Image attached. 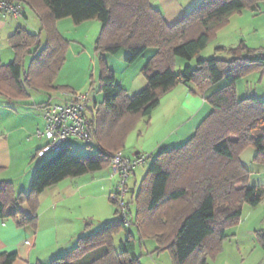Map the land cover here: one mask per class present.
Here are the masks:
<instances>
[{"label":"trees","instance_id":"obj_1","mask_svg":"<svg viewBox=\"0 0 264 264\" xmlns=\"http://www.w3.org/2000/svg\"><path fill=\"white\" fill-rule=\"evenodd\" d=\"M8 1L25 4L41 29L32 34L20 27L8 38L15 58L0 66V97L23 100L29 90L56 95L71 92L55 84L68 51V42L57 29L58 22L65 19L75 25L92 21L101 24L95 42L101 56L127 51L125 62L133 65L149 50H155V54L143 69L147 87L133 97L101 57L99 89L104 98L94 103L87 116L97 148H90V155L78 156L67 145L50 155L36 169L29 194L17 192L13 183L0 180V221L15 219L19 227L30 225L35 229L41 195L66 180L107 169L140 122H150L166 95L189 84L205 93L225 81L224 88L207 98L213 110L194 136L181 147L157 155L136 195L133 223L140 242L155 239L157 251H170L173 264H186L193 256L197 264H208V257L222 253L229 238L227 232L240 224L244 207L256 208L264 201V188L249 186L252 173L240 160L243 152L253 147L257 151L254 163L264 166V100H241L237 95L241 79L264 74V56L244 44L232 50H216L226 53L230 57L227 60L202 59L201 55L233 16L256 12L264 0H202L174 26L165 22L150 0ZM28 57L31 60L26 66ZM178 59L196 61V68L187 66L177 73ZM24 205L30 208L32 217L22 213ZM127 208L130 212L129 204ZM115 216V221L80 238L70 253L51 264H140L136 255L139 242L127 230L117 209ZM122 232L129 237L121 242L118 253L114 238ZM255 235L264 251V229ZM17 260L16 253L0 254V264H15Z\"/></svg>","mask_w":264,"mask_h":264},{"label":"crops","instance_id":"obj_2","mask_svg":"<svg viewBox=\"0 0 264 264\" xmlns=\"http://www.w3.org/2000/svg\"><path fill=\"white\" fill-rule=\"evenodd\" d=\"M200 2L201 0H150L151 5L162 13L165 22L169 26L179 23ZM263 9L264 3L260 4L259 10L256 12L243 11L241 14L233 16L229 25L218 33L216 41L202 53L201 58L208 59L210 58L208 57L209 54H211L212 58L217 57L227 60L230 57L226 53L217 52L216 50L219 48L232 50L238 48L241 44L261 54L264 51ZM28 11L30 10L26 7L23 18L25 24L21 25L16 24L15 21L17 20L0 14V66L3 64L5 57H12V62L15 58L7 40L16 33L18 28L23 27L32 34H38L26 25L32 18L29 14H33L32 12L28 14ZM33 17L36 19L35 15ZM60 22H58L57 27H59ZM95 23L97 22H88V25H96ZM153 52L149 57L146 56V53L133 65L127 64L135 67L143 59L137 71L118 76L112 69L117 82L127 91L129 97L139 94L147 87L143 69L154 56L155 50ZM11 53L13 56H11ZM181 63L183 62L177 60L176 67ZM193 63L194 61L189 62L188 65L183 64L186 65L185 67L190 66L193 68ZM128 66L126 70H128ZM225 86L226 82L222 81L205 93H200L193 85H180L162 99L160 106L151 116L150 122L146 123L144 120L145 122H141L129 136V141L139 139L142 144L136 146L130 153L125 149L122 152L126 157L133 158L142 154L158 155L161 152L181 147L194 136L200 124L211 114L213 109L207 102V98ZM67 94L75 95L76 93H63L62 97L54 95L62 99V102H66L68 101ZM237 95L241 100L257 98L263 101L264 74L256 73L241 79L237 83ZM30 98V94H28L27 99L23 100L6 98L10 101H8L10 104L6 107L10 108V113H17L20 105H27ZM95 102L93 94V103L89 109L93 107L92 105ZM45 104L52 103L51 101L35 103L34 107L37 109L41 105L47 106ZM12 106H16V109ZM25 110L27 109L24 107L20 111L21 114L27 115L28 112ZM87 116L90 117L89 111ZM22 119L24 118L22 117ZM28 121L23 120L21 125L15 124L16 128L10 131H8V126L5 124L0 126V169L2 170L0 180L13 183L17 192L24 193H26L27 188H30L33 176V173L31 175L29 173L32 169L30 161L35 159V155L27 151L24 143L19 141V134L30 128L27 125ZM38 130L42 129L38 128ZM38 130L36 129L33 133L37 140L36 133ZM38 150L35 152L37 153ZM256 154L257 151L253 147L246 149L240 157L243 166L249 170L256 166L257 164L254 163ZM142 168L144 167L138 169ZM257 169L261 173L264 172V166ZM251 173L249 186L264 187V177L257 178L254 177L253 172ZM132 177L135 179L136 184L138 180L136 171ZM116 179L118 180L113 173L112 165H110L107 169L98 173L69 179L47 189L39 199L40 209L37 214L38 220L35 229L30 225L19 227L15 219L0 221V254L16 253L18 260L15 264H51L58 258L70 253L77 246L80 238L95 234L105 223L117 219L115 216L116 206L111 200L109 201L108 197L117 189L118 181ZM20 210L28 217L33 216L27 205L22 206ZM256 210H259L255 214L257 217L254 216L253 212H250ZM245 213L248 220L244 231L245 238H249L252 242V238L256 237V232L264 229V208H262V204L256 208L245 206L241 219L243 223ZM16 218L20 219L19 215ZM241 236V231H238L236 237L239 239V247L247 244L244 241L245 239L241 240Z\"/></svg>","mask_w":264,"mask_h":264},{"label":"rangeland","instance_id":"obj_3","mask_svg":"<svg viewBox=\"0 0 264 264\" xmlns=\"http://www.w3.org/2000/svg\"><path fill=\"white\" fill-rule=\"evenodd\" d=\"M202 1V0H201ZM264 12V9H263ZM31 13V11H28V14ZM32 18L30 19L28 25V28L30 30H33L37 33H39L41 27L38 22L32 15L29 14ZM10 19H13L12 17ZM16 24L21 25L25 24L23 19L15 21ZM97 22V21H96ZM96 25H88V23H84L82 25H75L71 19H65L60 22V25L58 28L59 33L61 36L68 42V51L66 55V62L61 70L58 80L56 82V85L58 86H64L71 90V92H74L76 94H88L92 93L94 94V98L96 103H101L103 101V94L100 93V72H101V57H103L107 63V65L110 67V69H113L118 76L125 75L127 73H131L134 71H137L139 67L141 66L142 60L135 65V67L128 66L125 62V58L128 54L127 51H122L119 54L116 55H110L105 54L102 55L98 54L95 50V42L96 39L101 31V24L99 22L95 23ZM43 42L45 41V36H42ZM153 50L149 51L147 53V57L151 56V53ZM154 53V52H153ZM11 56L12 53H11ZM5 57V56H4ZM9 58H4L2 65H7L10 62H12V57L8 56ZM146 57V58H147ZM211 59L213 56L209 54ZM31 58L28 57L26 59V66H28ZM179 62L186 63L187 65L189 62L184 61L182 59H178ZM14 61V60H13ZM181 63L179 66L176 67V72L180 73L184 70V64ZM183 64V66H181ZM128 66V70H126ZM131 68V69H130ZM193 68H196V61L193 63ZM28 94H30L31 98L27 102V105H20L19 112L17 113H10V108H7L8 101L6 98L1 97L0 98V126H3L4 124L8 126V131L15 129V124L21 125L23 123V120H29L27 125H29L28 130H24L21 132L20 135V142L22 141L24 143V147L27 149V151L32 152L35 155V159L30 161L31 170L30 175H32V180L35 177L36 169L44 163L46 160L49 159L50 155H47L45 158H37L36 157V150L41 149L46 145V141L42 139H35L33 133L38 130V128L44 129L45 128V121L43 119L42 114L39 112L40 110L36 109L34 107L35 103H41L46 101H51V103H61L62 99L56 97L54 94L50 93H44V92H36V91H28ZM62 94H59L61 96ZM62 97V96H61ZM10 102V101H9ZM93 106V105H92ZM16 109V106H12ZM26 108L28 112L27 115L21 114V110L23 108ZM12 109V108H11ZM22 117L24 119H22ZM144 121V120H143ZM141 121V122H143ZM140 122V123H141ZM145 122V121H144ZM1 129V128H0ZM18 135V136H19ZM129 139V138H128ZM41 140V141H39ZM127 140L125 150L130 153L133 149H135L136 146L139 144H142L140 140L138 139H131L129 142ZM68 145L71 146L72 153L78 156H87L92 153V150L90 147H88L85 143L77 141V140H69ZM146 155V154H142ZM149 154L148 156H150ZM157 155L154 154L152 158L145 164L144 168L136 170V174L138 176L137 183L135 184V179L131 176L130 181L128 183L130 192L126 197L127 204L130 205V217L129 221L132 223V227H128V231L132 233L134 238L136 239L138 243L136 255L139 257L140 264H173L172 256L170 251H163L158 252V244L155 239L152 238H146L142 242H140L141 236L138 232V229L136 228L135 223V217L137 214V203H136V195L140 189L141 183L148 171V169L152 166V163L156 159ZM261 165L253 166L250 170L254 173V177L257 178H263L264 172H260L257 168ZM264 179V178H263ZM32 180L30 182V188L26 189V194L30 193ZM117 180V179H116ZM118 181V180H117ZM264 188V187H263ZM109 201H110V195ZM117 210L118 207H115ZM262 208H264V201L262 203ZM249 210V209H247ZM252 210V209H250ZM261 210V209H260ZM247 212V211H246ZM254 213V216L257 217L255 214L256 212H259V210L256 211H250ZM245 213V221L244 223L241 221L240 224L237 227L231 228L228 230L227 235L229 238L224 243L223 251L218 256L211 258L208 257V264H264V252L261 250L260 245L258 243V240L255 238H252L249 240V238H245L246 234L244 233L247 225V217ZM122 218V217H121ZM261 220V219H260ZM243 224V225H242ZM238 231H241V240H244L245 243H247L245 246L239 247V239L236 237V234ZM128 234L126 232H122L120 235H117L114 238L115 242V249L118 253L121 252V242L125 241L128 238ZM93 256H91L92 258ZM198 260L195 256H193L186 264H197Z\"/></svg>","mask_w":264,"mask_h":264},{"label":"built area","instance_id":"obj_4","mask_svg":"<svg viewBox=\"0 0 264 264\" xmlns=\"http://www.w3.org/2000/svg\"><path fill=\"white\" fill-rule=\"evenodd\" d=\"M26 6L22 2L0 0V14L15 20L23 19ZM264 56V51L262 52ZM264 64V61H263ZM68 101L53 103L38 108L46 123L45 128L38 130L36 137L47 143L36 153L37 158H45L49 154L59 153L69 140H77L88 147L97 148L90 129L87 114L93 103V94H67ZM152 158L148 155L126 157L122 151L117 152L111 162L113 173L118 178V186L110 194V200L116 203L121 217L127 227H132L129 221L130 212L127 208L126 197L130 192L128 183L133 173Z\"/></svg>","mask_w":264,"mask_h":264}]
</instances>
